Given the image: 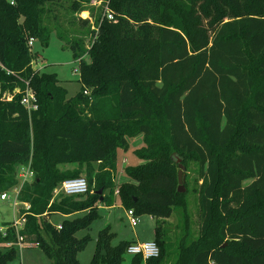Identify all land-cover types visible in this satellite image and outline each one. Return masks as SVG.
<instances>
[{
  "label": "trees",
  "instance_id": "trees-1",
  "mask_svg": "<svg viewBox=\"0 0 264 264\" xmlns=\"http://www.w3.org/2000/svg\"><path fill=\"white\" fill-rule=\"evenodd\" d=\"M47 1L0 0V193L19 183V166L31 162L35 173L21 191L31 204L22 234L51 264H81L90 237L76 233L100 205L114 204L118 189L127 210L158 219L160 255L146 264H165L173 252L174 264H264V0H108L114 19H96L91 44L68 41L82 83L72 97L57 74L33 70L29 40L48 45L53 31ZM28 85L39 104L31 114L21 103ZM139 135L141 163L117 184L118 151ZM175 158L198 164V237ZM79 176L89 179L88 193L54 197ZM55 214L66 216L61 228L49 219ZM2 224L0 264H9L18 248L6 243L17 236L11 221ZM113 236L101 230L89 264H122L133 241L114 246ZM142 261L133 255L130 264Z\"/></svg>",
  "mask_w": 264,
  "mask_h": 264
},
{
  "label": "rangeland",
  "instance_id": "rangeland-1",
  "mask_svg": "<svg viewBox=\"0 0 264 264\" xmlns=\"http://www.w3.org/2000/svg\"><path fill=\"white\" fill-rule=\"evenodd\" d=\"M77 3V4H75ZM47 5L50 8L46 15L47 25L53 29L50 34V41L45 45L42 40L37 39L32 49L38 53V64L40 70L46 73H55L61 80L62 86L68 90V97H72L81 89L80 72L78 68V58L74 57L73 50L69 47L68 41L83 38L86 45L91 43V31L96 28V19L105 15L109 7L108 0H48ZM78 5V6H77ZM88 20V22H84ZM88 59V56H86ZM12 95L5 92L4 100H9ZM131 145L128 151L120 149L118 151L116 183L128 181L124 169L127 166L141 163L140 159L134 153V150L140 148L141 143L130 141ZM139 162V163H138ZM183 185L187 195L188 211L191 220V228L194 237H198L201 226V208L199 204L201 180L198 173V164L189 160L184 162ZM179 171V168H178ZM19 179V177H18ZM89 181V179H87ZM20 181V179H19ZM95 184L91 186V191ZM12 188L10 189V191ZM1 194V193H0ZM118 194L112 206L102 205L99 207V216L92 222L90 228L79 230L76 233L78 238L89 236L90 240L82 251L78 253L81 264H89L96 251L98 238L101 230L108 228L113 233L112 245L116 246L122 241L146 242L155 239V228L158 219L143 214L138 216L139 222L133 226L130 222L127 209L120 203ZM21 207V206H20ZM20 207H18L20 209ZM87 210L74 213L68 217L85 216ZM19 213L14 210L9 200L0 198V223L13 221L19 218ZM66 216L52 215L49 219L54 224H60ZM179 214L174 213L168 222L170 240L176 241V236L180 233L176 225L178 224ZM108 232V231H107ZM174 248V247H173ZM172 248V249H173ZM122 264H130L133 255L128 252L123 255ZM175 252L165 264H174ZM9 264H51L41 247L23 246L17 254V257ZM141 264H146L143 260Z\"/></svg>",
  "mask_w": 264,
  "mask_h": 264
},
{
  "label": "built area",
  "instance_id": "built-area-1",
  "mask_svg": "<svg viewBox=\"0 0 264 264\" xmlns=\"http://www.w3.org/2000/svg\"><path fill=\"white\" fill-rule=\"evenodd\" d=\"M105 15H107L109 19H114L113 12H111L108 8ZM35 41H36L35 38H31L29 40V46L31 48ZM32 66H33V70L35 71L40 70V66L37 60L33 61ZM19 91H20L19 88H16L14 90L15 93ZM85 92L88 93L87 91ZM10 99H12V97ZM21 103L23 106L27 108L29 114H31L33 111L38 110L39 108L36 94L32 89V87H30L29 85L26 87L23 93ZM18 177L20 179L19 183L16 186H14L11 191L9 189L2 192L0 194V198L2 200H9L12 203L14 210L17 211L20 215L18 219L11 221L12 222L11 226L15 229L17 240L14 243L13 242L6 243V246L8 247L13 245L16 246L19 252L20 250H22L23 246L40 247V242L35 239H28V237L22 234V231L24 230L27 222V215L31 209V204L29 202L22 201L20 196L23 185L26 182L32 181L35 177V173L31 167V162H29L26 165L19 166ZM89 191H90L89 183L86 177L84 176L73 177V178L65 179L55 189L54 197L61 193L65 195H82L88 193ZM115 194H119L118 189L115 190ZM18 207H20V209ZM127 213L131 224L133 226H136L139 222V218L134 212V209H128ZM57 226L61 228V224H58ZM0 232L3 234V236L6 237L8 235V227L0 223ZM127 252L131 255H141L143 257V260L147 261L148 259L158 257L160 255V248L155 240L146 241V242L136 241L128 246Z\"/></svg>",
  "mask_w": 264,
  "mask_h": 264
},
{
  "label": "water",
  "instance_id": "water-1",
  "mask_svg": "<svg viewBox=\"0 0 264 264\" xmlns=\"http://www.w3.org/2000/svg\"><path fill=\"white\" fill-rule=\"evenodd\" d=\"M176 161L179 163V171H178V181H179V187L178 190L179 192H185V188L183 185V170H184V165L182 163V158H175ZM101 195V200L103 199L102 193L103 189H100L97 191Z\"/></svg>",
  "mask_w": 264,
  "mask_h": 264
},
{
  "label": "crops",
  "instance_id": "crops-1",
  "mask_svg": "<svg viewBox=\"0 0 264 264\" xmlns=\"http://www.w3.org/2000/svg\"><path fill=\"white\" fill-rule=\"evenodd\" d=\"M130 141H133V142H135V143H138V144H140L141 143V145H143V136L142 135H139V136H137V137H134V138H130L129 139V142ZM131 143V142H130ZM131 145V144H130ZM139 163V162H138ZM77 165L75 164V165H73V167H76ZM102 205H100V207H101ZM55 215H58V214H55ZM134 242H136V241H134ZM139 242V241H138Z\"/></svg>",
  "mask_w": 264,
  "mask_h": 264
}]
</instances>
